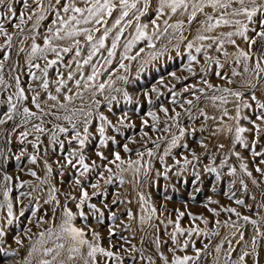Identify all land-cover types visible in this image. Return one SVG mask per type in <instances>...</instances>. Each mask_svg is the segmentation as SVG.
I'll return each mask as SVG.
<instances>
[{
    "label": "snow or ice",
    "instance_id": "snow-or-ice-1",
    "mask_svg": "<svg viewBox=\"0 0 264 264\" xmlns=\"http://www.w3.org/2000/svg\"><path fill=\"white\" fill-rule=\"evenodd\" d=\"M22 3L23 10L17 14V10L14 4ZM152 6V0H0V9H6V11H0V36L5 38V45L11 48L12 41L15 33L9 32L5 26V21H8L11 27L18 30L19 33H24V25L29 21H33L32 30H37L41 22L50 19V24L47 28L48 35L43 37V47L36 42V36H31V52L28 59V76L33 81H39L38 87L28 85L27 89L22 86L20 76H11L14 81V87L16 91L8 95L6 100L0 101V104H6L7 108L2 113L3 118H0V125H7L10 121L14 122L16 117H21L20 123L12 124V132H15L18 127L27 125L32 120H38L39 123H33L31 131L25 130L19 132V143L21 145L27 142L31 144L35 153H39L40 145L44 143L41 140L42 135L47 136V143L52 146L53 154H58L51 163L49 162V154L47 149L44 151L43 157H38L37 154H28L27 159L29 163L36 164L38 158H42L44 161V168L46 171L45 178L41 179L37 172L29 169V174L40 180V184H48V176H50L54 169L53 163L58 166V175L63 178L65 172L69 173V184L73 187V190L78 189V195H74L71 192L65 194V201L73 202L75 211L72 207H69L68 203H62L58 199L56 193L59 191L55 186L49 189L48 197L44 200V204H52L50 219L54 222L57 216V209L61 210L60 223L57 228H47L46 231L39 233V240L32 245L31 250L28 252V256L31 257L33 253L41 249L37 248V245L43 246L46 239L59 241L54 243L53 247H42V254L44 257L51 256V259H41L39 264H125V256L121 255V250L127 253L133 264H136L137 259L139 261H147V264H197V261L201 258L202 251L209 248V244H203V249L197 248L195 241L192 239L193 235H200L201 229L198 227L184 228L181 226L180 219L185 215L184 212H179L175 220L169 219L167 225L172 226V231H167V225H165L163 232L168 235V239H163V234H156L160 231L158 225L152 224L151 220L156 214L157 209L153 206L146 208L149 203L148 198L144 196L142 192H138L139 202L141 209L147 211V216L140 215L139 223L141 225L147 224L149 228L155 231L152 234L150 241L147 240V233L141 237V247H137L131 240L120 234L118 229L123 226L124 231L131 229L130 224H125L123 217H126L128 221L137 219L131 208L125 207L123 213L118 214L120 205L131 203V201H125L119 198V193L116 194L111 200L108 199L109 193L106 186L114 183L113 177L119 179L120 186L125 184V180L121 173L131 171L133 179L139 185L140 181L138 177L143 174L147 180L151 172V163L148 162L147 166L142 163L144 152L136 151L138 159L125 160L119 150L122 147L124 153H130L133 150L129 147L128 143L123 145L119 144L116 136L111 132L120 133L122 127H135V124L131 123V117L128 112H123L118 115L117 122L113 123L103 111H100L101 100L98 96H102L106 102V106L110 113H113V101L117 100L116 95L113 93H122L125 101L131 104L132 96L126 89L115 87L117 81H121L124 84H129L128 73L131 70L132 65L125 63V61H138L139 68L137 73L146 71L148 65L164 54L167 46L164 49H156L154 40L160 39L161 36L168 34L169 29L173 32H179V40H187V37L183 34L184 20H177L175 23L169 21L175 17L178 13L180 15L187 14V23L191 25L193 21H197L200 25V29L197 31V35L194 40H189L186 44V48L189 50L188 60L189 63L184 66V70L191 73L193 76L197 75L196 71L192 67V63L199 64L200 61L196 55H192L191 50L195 48L196 53L203 52L204 66L200 68L201 82L207 89L218 92L219 95H207L204 87L197 88L196 85H185L184 92L190 93L195 97L196 101L201 99V96L196 95L198 91L201 94H205L206 98L213 102L214 106L216 101H219V107H221V116L219 117V124L221 125L216 129V132H223L232 134L234 131V140L232 142L231 154L235 155L240 163V170L249 178L253 177L252 171L249 170L247 163H244L245 157L241 155L239 151H236V146L240 145L246 150L251 151L253 157H260L259 165H264V152L257 151V142L261 136L262 125H264V101L257 98L256 89L260 84H264V0H158V4L155 7V18L149 20L148 23L142 22V17H146L150 7ZM167 15L168 18L163 20L164 27L161 29L158 21L161 17ZM203 16V20H199L198 17ZM151 25V32L149 28ZM229 29L221 31L216 34L218 29ZM133 29L134 34L130 33V38H125L122 42V37L126 30ZM239 38V42L237 40ZM25 39L29 37L25 36ZM69 41L68 46L60 47L53 43V41ZM146 42V47L152 49L145 55L144 47H137L141 42ZM199 43H196V42ZM171 43V40L168 41ZM24 41L21 40V44ZM240 43H243L245 47H241ZM226 45L234 47L235 51L229 52ZM4 45H0L3 48ZM87 49V55H82L84 49ZM122 51H118L119 49ZM214 49L217 53L221 54L225 59L222 62L219 57H213L209 55V50ZM135 50V51H134ZM23 51V48L20 49ZM176 51L179 53V45H176ZM54 54V59H48L47 53ZM73 53L72 59L68 62H64V57L61 54ZM106 53V55H105ZM99 55V59L94 60ZM117 57H119L117 59ZM8 53H5L3 60L9 59ZM34 58H39L47 61L44 67H41L39 63H33ZM229 59L235 67L231 68L230 74L222 72L228 65ZM101 60L103 63H101ZM115 61V63H114ZM64 63L66 68H69L67 76L65 78L64 73L57 70L59 79L56 81L49 80V69L55 65ZM75 64V72L71 70L72 64ZM215 65L216 69L213 70V74L224 81L226 84H232L231 77H244L247 74L246 85L250 92V100L255 102V108L253 104L244 99L245 93L240 90H234L231 87L216 86L209 82L205 77L208 75L209 66ZM90 67L91 71L86 73L84 67ZM11 67V66H9ZM37 69V72L31 71V69ZM115 68V73H113ZM5 64L0 61V91L12 87L5 80ZM242 69V70H238ZM122 70V71H121ZM77 74L79 78H76ZM107 74V78L101 80ZM171 76L179 81V77L175 72L170 73ZM186 79V78H185ZM77 91L74 94L69 95L72 89L68 87V81H73ZM55 83L57 86L55 92L57 95H53L49 91L50 83ZM42 89L44 95L47 96V101H53L55 103L48 106V110L42 107V103L46 104L47 101L41 94ZM26 91L32 92L33 95L29 97ZM152 92H156L159 95V89L153 87ZM171 91V89H170ZM85 93L89 94V102L84 103ZM145 97H148V103L151 105L149 93L146 91L143 93ZM172 103L176 104V93L172 92ZM235 98L236 109L235 115H230L227 108L223 105L229 103L228 97ZM15 97V100H14ZM80 100L81 105L76 107L74 101ZM27 101L31 105H34L38 111H32L29 107H23L22 112L19 108V103ZM63 101V102H62ZM139 103V101H137ZM189 105V108L185 109L189 118L192 119V109L196 108V104L192 99H186L179 106L184 108V105ZM55 109V111H53ZM242 109H252L254 119L252 116L241 115ZM63 111V115L59 113ZM162 111L168 119L172 121V125L178 129V135L172 134L171 140L168 143V147L164 151V156H168L171 150L177 147L188 149L187 142L181 144L182 138L194 135L195 128L189 130L180 123L181 113L172 109L174 115H169V109L161 107ZM200 116L205 121L212 119L216 120L217 117H209L203 109L199 110ZM39 113V114H38ZM113 115H117L113 113ZM151 117L153 124L152 130H157V124L159 123V116L152 111L147 113ZM52 116L55 121H66L69 127L61 123H55L52 120L45 121L44 117ZM225 117L228 120L235 122L233 125L225 123ZM98 120L99 124L94 126V121ZM246 120L252 127L241 126L240 121ZM259 121V123H257ZM46 124H51V128L46 127ZM142 126H147V120H141ZM94 130H90L93 129ZM204 129L201 128V131ZM6 129H0V138H3ZM164 132H169L170 127H165ZM143 136H147L148 133L143 131ZM216 132L213 135H216ZM251 133L253 135V141L249 144L243 134ZM63 134L64 139L60 136ZM95 134H98V143L89 152V148L92 144V139L96 138ZM30 135H34V140H28ZM132 143L137 141L132 140ZM8 143H11L9 139ZM156 147L159 148V144L153 141ZM117 145V149L113 150L112 145ZM200 147L207 149V144L203 140L199 141ZM223 149L225 145L223 143L217 146ZM11 149L7 152L3 148H0V177H2L3 183H0V188L3 189V197L7 205V215L0 218V264H4V259L7 257H15L18 253L14 250L4 247V237L8 235V226H12L14 221H18L21 217H25L26 212H30L33 217H37L36 222L38 224H47L48 221L44 220L42 216H37L40 211L39 197H32V201L36 203V207L31 206V202L28 206L23 204L22 200L17 202L20 207L17 211H14V202L10 198L9 193L11 189L8 187V183L13 180V177L8 174L7 168L10 165L12 157L9 155ZM27 148H21L20 155L15 156V161L19 163L21 157L25 156ZM154 151L147 150V156L153 157ZM164 156L160 157V161L163 163ZM94 157V158H93ZM99 161V163L97 162ZM200 162V156L195 150L191 151V159L188 156L183 157L182 168H186L189 165H193V162ZM228 155L226 154L220 162V168L228 167V175L236 176L237 168L229 166L227 164ZM176 164H181L180 160H176ZM215 164V159H212V165ZM110 165H114L116 172ZM127 165V167H124ZM212 165L204 166V171L209 174H215L217 181L221 180V172L217 167ZM171 168L165 167L164 172L157 171L156 175L161 174L165 179H168V173ZM255 171L264 176V168L257 166ZM18 179V177H17ZM194 179L200 181L201 177L199 173H194ZM28 183L24 181L21 184ZM63 183V179L61 180ZM232 185H235L236 181H230ZM242 189L247 192L248 184L244 179L239 181ZM251 183L258 185V181L252 178ZM89 189L91 191H89ZM35 191V188L33 189ZM196 192L201 191L199 183H197ZM215 191V188H213ZM21 197L31 196V193H20ZM235 196L232 193L229 199ZM96 198V202H92ZM166 199L169 197L165 196ZM255 200V197H252ZM211 203H217V201H210ZM236 204L248 207L250 211H253L254 206L246 205L245 200L236 199ZM4 205H0L3 207ZM257 208H264V201L256 206ZM214 215L218 216L219 212L215 209H209ZM224 211L234 214L237 218L242 219L245 223L251 224L255 229L250 239H246V233L240 231L243 225L238 224L236 221H224L223 225L219 220L216 221L217 230L212 231V236H218V229L223 226L225 228H231L232 237L237 247H233V239L225 237L219 244L216 245L215 251L219 254L227 243L228 248L225 253V264H262L264 259V231L261 230V225H264V216H260V219H253L250 215H241L236 208H227ZM96 221L97 225L103 224L105 219L111 221L107 225V239L108 246L103 245L102 234L97 231L89 222V216ZM189 215H191L189 213ZM80 218L83 220V226H77L76 221ZM193 219H203L193 217ZM163 224L164 221H160ZM205 225L208 224V220L203 219ZM31 233V229L25 230V235ZM208 235V233H204ZM181 237H186L181 239ZM118 238L123 243H113V239ZM14 239L17 245L22 246L23 242L19 236H15ZM258 240L260 243H258ZM145 243L154 247L155 255L158 256V260L153 259L152 255H146ZM127 245V247H125ZM192 249L194 255L187 254L189 249ZM239 253L235 260L232 259L234 253ZM171 253V255L166 254ZM180 253H183L182 255ZM22 264H30L28 258L23 259Z\"/></svg>",
    "mask_w": 264,
    "mask_h": 264
},
{
    "label": "rangeland",
    "instance_id": "rangeland-1",
    "mask_svg": "<svg viewBox=\"0 0 264 264\" xmlns=\"http://www.w3.org/2000/svg\"><path fill=\"white\" fill-rule=\"evenodd\" d=\"M47 0H45V3ZM158 4V0H152V6L149 9V12L146 17H142L143 23H148L150 19L155 18V7ZM15 9L17 10V14L23 10L22 3L17 2L14 4ZM0 11H6V9H0ZM187 14L180 15L179 13L173 17L169 22L175 23L177 20H184V29L183 34L187 37V40L181 41L179 40V32H173L172 29H169L168 34L165 36H161L160 39L154 40L156 45V49H164V46H167L164 54L159 56V58L147 67L146 71H141L138 75L137 69L139 68V60L138 61H125V63H130L132 65L130 72L128 73L129 80L131 81L129 84H124L121 81H117L115 87L126 89L129 92V95L132 96V103L129 104L125 101L122 93H113L116 95L117 100L113 101V113L117 115H113L108 111L106 106V102L102 96H98L97 98L101 100L100 111H103L105 115L109 117L113 121V123L117 122L118 115L123 112H128L131 117V123L135 124V127H122L120 133L111 132L112 135L116 136V139L119 141L120 145L124 143H128L129 147L133 150L130 153H124L122 147L119 148L122 157L127 160H136L138 157L136 156V151L139 150L144 152L145 155L143 157L142 163L147 166V163H151V172L149 178L146 180L141 173L138 177L140 183L137 185L135 180L133 179V174L131 171H127L121 173L125 180V184L120 186L119 179L115 176L113 177L114 183L111 185H107V191L109 193L108 199L111 200L119 193V198L122 200L131 201V203L122 204L119 207L118 214L123 213L125 207L131 208L137 219L133 221H128L126 217H123L125 224H130L131 229L129 231H124L123 226H121L118 231L120 234L128 237L133 244L139 248L141 247V237L145 236L147 233V240L150 241L152 238V234L155 231L152 228H149L147 224L141 225L139 223V216L145 215L147 216V211H143L140 206L138 192H142L146 198H148L149 203L146 208L155 207L157 209L156 214L153 216L151 223L158 225L160 231L156 234H163V239L167 240L168 235L163 232L165 225H167V221L169 219L175 220L179 212H184L185 215L180 219L181 226L184 228L189 227H198L201 229L200 235H193L192 239L195 241L196 247L203 249V244L208 243L209 248L205 251H202L201 258L197 261V264H225V253L227 251L228 245L224 244L221 252L218 254L215 251L216 245L219 244L222 240L227 237L228 239H233L232 237V229L225 228L221 226L218 231V236H212L211 233L214 230H217L216 221L219 220L221 225H223L224 221H236L238 224L243 225L240 228V231H244L246 233V239H250L255 229L251 224L245 223L242 219L237 218L234 214L224 211L227 208H236L237 211L241 213V215H250L253 219H260V216H264V208H257L261 201H264V176H261L260 173L255 171L257 166L264 168V165H259L260 157H253L251 151L246 150L244 147L237 145L236 151H239L242 156L245 157L244 163H247L249 166V170L252 171L253 177L257 179L258 185H253L256 189L257 193L252 194L253 192L250 189V184L252 178L247 177L240 170L241 161L236 158L235 155L231 154L230 149L232 148V142L234 140V131L232 134L216 132V129L220 127L219 117L221 116V107H219L220 102L216 101V105H213V102L208 100L205 94H201L198 91L196 95L201 96L199 101L195 100V97L190 93L184 92L185 85H196L197 88L204 87L206 89L207 95H219L218 92H214V90L207 89L206 86L201 82V73L200 68L204 66V57L203 52L196 53L195 48L191 50L192 55H196L197 59L200 61L199 64L195 62L192 63V67L196 71L197 75L193 76L191 73L184 70V66L189 63L188 53L189 50L186 48V44L189 40H194V37L197 35L198 29H200V25L197 21H193L191 25L187 23ZM54 18V17H51ZM50 18V19H51ZM168 16L165 15L160 18L158 23L160 24L161 29L164 27L163 20L167 19ZM50 19L41 22L40 27L37 30H32L33 21H29L25 24L24 33H19L17 29L11 27L8 21H5V26L8 28L9 32L15 33L12 46L8 48L5 45V38L0 36V45H4L3 48H0V61H3L5 64V80L8 81L12 87L4 89L0 91V101L6 100L8 95L13 94L16 89L14 87V81L11 79V76H20L21 84L25 89H27L28 85L31 84L33 87H38L39 81H33L28 76V59L29 53L31 52V36H36V42L43 47V37L48 35L47 28L51 26ZM199 20H203V16L198 17ZM152 28L150 25L149 32H151ZM229 29H218L216 34L221 31H226ZM130 33L134 34L133 29L126 30L124 37H122V42L125 38H130ZM25 36L29 37V39H25ZM21 40L24 41L21 44ZM171 40V43L168 41ZM239 42V38H237ZM54 44L59 45L60 47L68 46L69 41H53ZM196 43H199L198 41ZM176 45H179V53L176 51ZM241 47H245L243 43H240ZM137 47H144L145 55L147 52L152 51V49H148L146 47V42L141 41ZM23 48V51L20 49ZM226 48L229 52L235 51L234 47L230 45H226ZM123 49H119L118 51H122ZM135 51V50H134ZM5 53H8L9 59L7 61L3 60V56ZM64 57V62H68L72 59L73 53L61 54ZM82 55H87V49L85 48ZM106 55V53H105ZM209 55L213 57H219L221 61H224V57L217 53L214 49L209 50ZM48 59H54L55 56L53 53H47ZM119 57H117L118 59ZM99 59V55L94 58V60ZM33 63H39L41 67H44L47 61L39 58H34ZM101 63L103 61L101 60ZM115 63V61H114ZM11 66V67H9ZM235 67L232 63L231 59H229L228 65L225 69L221 70L222 72H227L230 74L231 68ZM216 69L215 65L209 66L208 75L205 77L209 80L210 83L221 86V87H231L234 90H240L245 93L244 99L248 100L249 103L253 104V108H255V102L250 100V92L252 89H249L245 83L247 74L244 77H231L233 80L232 84H226L224 81L220 80L213 74V70ZM57 70L61 73H64L65 78L67 76V72L69 68L64 66V63H60L58 65L53 66L49 69V80L56 81L59 79L57 75ZM71 70L75 72V64L73 63L71 66ZM242 70V69H238ZM33 72H39L37 69H31ZM84 71L86 73L90 72L91 69L88 66L84 67ZM113 73H115V68H113ZM122 71V70H121ZM175 72L176 76L179 77V81L170 75V73ZM11 73V76L9 75ZM76 78H79L77 74ZM107 78V74L101 77V80ZM186 78V79H185ZM56 84L50 83L49 91L52 92L53 95H57L55 92ZM68 87L72 89L69 95L74 94L77 89L75 88V83L73 81H68ZM156 87L159 89V95L156 92H152L151 89ZM171 89V91H170ZM41 91L44 100L47 101V96L44 95L42 89H38ZM148 92L153 103L150 105L148 103V97L144 96V92ZM257 98L264 101V84H260L258 88L255 90ZM172 92L176 93L175 100L176 104L172 103L173 95ZM26 94L31 97L33 95L32 92L26 91ZM89 94L85 93L84 103L89 102ZM186 99H192L196 104V108L192 109V119L189 118L185 109L189 108V105L185 104L184 108H181L179 105L184 102ZM15 100V97H14ZM229 103L223 105L224 108H227L230 115H235L236 109V101L235 98L229 96ZM139 101V103H137ZM63 102V101H62ZM53 101H47L46 104L42 103V107L45 108V111L48 110V106L53 104ZM76 107L81 105L80 100L74 101ZM20 111L22 112L23 107L27 106L32 111H38L35 109L34 105H31L27 101H23L19 103ZM161 107H166L169 109V115H174L172 109L175 108L176 111L181 113L180 123L182 126L191 130L192 128L196 129L194 135L188 136L186 138H182L180 143L183 144L185 142L188 143L189 148L184 149L181 147H177L171 150V153L168 156H164V151L168 147V143L171 140L172 134L178 135V129L172 125V121L168 119L162 111H160ZM6 104H0V118H3L2 113L6 110ZM203 109L205 113L209 117L215 116L216 120L209 119L207 121L204 120L202 116H200L199 110ZM55 111V109H53ZM149 111L155 112L159 116V123L157 124V130L153 131L151 125L153 121L151 117L147 115ZM39 114V113H38ZM63 115V111L59 113ZM241 115H253L252 109H242ZM45 121L52 120L55 123H61L66 127L70 128V125L67 124L66 121L60 120L55 121L54 117L46 116L44 117ZM147 120L148 125L142 126L141 120ZM225 123L233 125L235 127V122L228 120L227 117L224 118ZM21 117H16L14 121L16 124H19ZM14 122H9L7 125H0V129H6L7 131L4 133L3 138H0V148H3L5 152L8 149H11L9 155L12 157L10 165L7 168V172L9 175L13 177V180L8 183V187L11 189L9 196L13 199L14 202V211H17L20 207V204L17 202L18 200H22L25 206H28L31 202V206L36 207V203L32 201V197H39V205L40 211L37 213V216H42L44 220H47V224H38L36 222L37 217H33L30 212L25 213V217H21L18 221H14L12 226H8V235L4 237V247L9 248L10 250L16 251L18 254L15 257H7L4 259V264H22L23 259L28 258L30 260V264H39L41 259H51V256L44 257L42 254V247H53L54 243L59 242L46 239L43 246L37 245L39 251L33 253L31 257L28 256V252L31 250L33 244L39 240V233L46 231L47 228H57L60 221L61 210L57 209V216L55 221L53 222L51 217V209L53 207L52 204L45 205L44 200L48 197L49 189L52 186H55L59 191L56 193L58 199L61 200L62 203H68L69 207H72L75 211L73 202L65 201V194L71 192L74 195H78V189L73 190V187L69 184V173L66 171L65 176L61 178L58 175V166L53 163V173L48 176L49 183L48 184H40V180L36 177H33L29 174V169L37 172V175L43 179L46 176V171L44 168V161L42 158H38L36 164L29 163L27 159L28 154L35 153V150L32 148L31 144L25 142V144L21 145L19 143V132L20 131H31V127L33 123H39L38 120H32L27 125H22L18 127L15 132H12V124ZM241 126L243 127H252L246 120L240 121ZM259 123V121H257ZM99 121H94V126L98 125ZM48 128H51V124L45 125ZM170 127L169 132H164L163 129L165 127ZM143 127V131L147 132L148 135L145 137L142 135L141 128ZM201 128L204 130L201 131ZM262 129H264V125H262ZM90 130H94L90 129ZM216 132V135L213 133ZM245 140L251 144L253 141V135L251 133L243 134ZM96 138L92 139V144L89 148V152L95 147L98 143V134H95ZM61 139H64L63 134L60 136ZM9 139L11 143H8ZM35 136L30 135L28 140H34ZM41 140L44 141L43 144L40 145L39 153H35L38 157H43L45 149H47L49 154V162L51 163L55 158H57L58 154H53L52 146L47 143V136L42 135ZM135 140L136 143H132L131 141ZM203 140L205 144H207V149H203L200 147L199 141ZM155 141L160 146L156 147V144L153 143ZM223 143L225 147L223 149L218 148L219 144ZM27 148V153L25 156L21 157L19 163L15 161V156L20 155L21 148ZM117 145H112L113 150L117 149ZM151 149L154 151L155 155L153 157L147 156V150ZM195 150L197 154L200 156V162H193V165H189L186 168H182L183 165V157L188 156L191 159V151ZM257 151L264 152V131H262L260 138L257 142ZM228 155L227 164L229 166H234L237 168L236 176L228 175V167L220 168V162L224 158L225 155ZM164 156L163 163L160 161V157ZM94 158V157H93ZM215 159V164L212 165V159ZM176 160H180L181 164L177 165ZM99 163V161H97ZM212 165L217 167L221 172V180L217 181L215 179V174H209L204 171V166ZM113 168V171L116 172L115 166L110 165ZM127 167V165H124ZM165 167L171 168V171L168 173V179H165L161 174L157 176L156 173L159 171L160 173L164 172ZM194 173L200 174V181H196L194 179ZM18 177V179H17ZM63 179V183L61 180ZM240 179H244V181L248 184V191L245 192L239 181ZM235 180V185H232L230 181ZM28 181V183L23 184L22 182ZM0 183H3L2 177H0ZM197 183H199V187L201 191L196 192L195 188ZM35 188V191L33 189ZM215 188V191H213ZM89 191H91L89 189ZM31 193V196L21 197L20 193ZM235 193V196L232 199H229V196ZM165 196L169 197L168 199ZM255 197V200L252 197ZM236 199H243L246 202V205L254 206L253 211H250L248 207L241 206L235 203ZM210 201H217V203H211ZM92 202H96V198L93 199ZM0 205H4L0 207V218H3L7 215V205L3 197V189L0 188ZM209 209H215L216 212H219V215L216 216ZM189 213L191 215H189ZM193 217L203 218L208 220V224L205 225L203 223V219H193ZM160 221H164L163 224H160ZM89 222L92 224L97 231H100L102 234L103 245L105 247L108 246L107 239V225L111 223L110 220L105 219L103 224L97 225L96 221L89 216ZM83 220L80 218L77 219V226H83ZM30 228L31 233L25 235V230ZM261 230L264 231V225H261ZM167 231H172V226L167 225ZM204 233H208V235H204ZM15 236H19L23 242L22 246L17 245L12 239ZM186 237H181V239H185ZM113 243H123L118 238H114ZM258 243L260 241L258 240ZM127 247V245H125ZM146 249V255H152L153 259L158 260V256L155 255L154 247L150 246L148 243L144 245ZM233 247H237L234 239H233ZM239 253V248H237V253H234L232 259L235 260ZM171 255V253H167ZM181 255L183 253H180ZM187 254L194 255L193 250L190 248ZM2 255V254H0ZM121 255L125 256V264H133L130 256L127 253H124L121 250ZM68 264H72V262H68ZM79 264V262H77ZM136 264H147V261H139L137 259ZM264 264V262H262Z\"/></svg>",
    "mask_w": 264,
    "mask_h": 264
},
{
    "label": "bare ground",
    "instance_id": "bare-ground-1",
    "mask_svg": "<svg viewBox=\"0 0 264 264\" xmlns=\"http://www.w3.org/2000/svg\"><path fill=\"white\" fill-rule=\"evenodd\" d=\"M249 184H250V189H251V191L253 192L252 194L257 193V191H256V189L253 187L252 183L249 182ZM262 262H264V259H262Z\"/></svg>",
    "mask_w": 264,
    "mask_h": 264
}]
</instances>
